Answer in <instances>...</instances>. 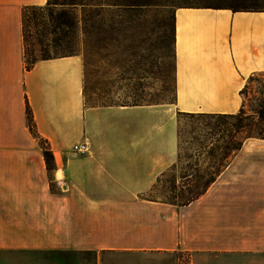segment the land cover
<instances>
[{"label":"crops","instance_id":"0c3cea01","mask_svg":"<svg viewBox=\"0 0 264 264\" xmlns=\"http://www.w3.org/2000/svg\"><path fill=\"white\" fill-rule=\"evenodd\" d=\"M48 3L0 0V264H264V138L190 204L149 196L179 162V112L246 107L264 11L179 7L176 103L88 106L83 56L27 65L24 11Z\"/></svg>","mask_w":264,"mask_h":264},{"label":"rangeland","instance_id":"374dc122","mask_svg":"<svg viewBox=\"0 0 264 264\" xmlns=\"http://www.w3.org/2000/svg\"><path fill=\"white\" fill-rule=\"evenodd\" d=\"M233 5L264 10V0H49L24 14L27 65L36 59L83 56L88 106L175 104L176 10ZM246 91V114L179 112L180 161L159 179L150 197L167 201L188 194L197 176L208 180L218 163L212 148L232 136L236 142L264 138V72L250 79Z\"/></svg>","mask_w":264,"mask_h":264},{"label":"trees","instance_id":"16d2710c","mask_svg":"<svg viewBox=\"0 0 264 264\" xmlns=\"http://www.w3.org/2000/svg\"><path fill=\"white\" fill-rule=\"evenodd\" d=\"M109 1H111V0H109ZM116 2L118 3V2H120V0H116ZM203 7H206V6H203ZM222 7H224V6H222ZM222 7H218V8H222ZM239 7H240V5H233V6L228 7V8H232L235 11H242V10L264 11V10H258V9H241ZM29 8L30 7H27L25 9L24 14H25L26 10ZM25 43H26V40H25ZM26 58H27V55H26ZM46 59H49V58H46ZM39 60L40 59H36V60H33L32 62H29L28 67L33 68ZM243 93L244 94L247 93L246 89L243 91ZM246 96H247V94H246ZM28 112H29V120H30L31 129L33 130V132H36L35 119L33 117V112H32V109L30 106L28 107ZM240 113L246 114V107ZM188 114H194V113H188ZM260 114L262 116H264V109H262L260 111ZM203 115L235 116L237 114H235V115H230V114H203ZM250 137H254V136H250ZM250 137H247V138H250ZM232 138H233L232 140H230L229 142H226L223 146H215L212 148V151L210 152L211 157H215L216 163L217 162L218 163L216 166H212L213 168H215V171H214V173H212V176L208 180H205L203 175H200L199 177L197 176V181H196L197 185L194 186L189 191L188 194L180 193V194H177L176 196L170 198L167 201L174 203V204L187 205V204H190L191 202L199 199L203 194H205L207 192V190L211 187V185L217 180V178L221 174V172L225 169V167L232 160V157L239 150H241L243 148L245 140L247 139V138H245L244 140H242L240 142H236V141H234L233 136H232ZM218 152H221L220 157H218V154H216ZM46 156H47V160L49 162V166H52L53 154L51 153V151L48 148H47ZM180 158H181V153H180ZM179 161H180V159H179ZM177 164H175L171 169L175 168ZM165 174H166V172H165ZM165 174H163V175H165Z\"/></svg>","mask_w":264,"mask_h":264},{"label":"built area","instance_id":"2783aa9c","mask_svg":"<svg viewBox=\"0 0 264 264\" xmlns=\"http://www.w3.org/2000/svg\"><path fill=\"white\" fill-rule=\"evenodd\" d=\"M75 150L80 151L82 153L88 152L89 151L88 143L76 145Z\"/></svg>","mask_w":264,"mask_h":264},{"label":"bare ground","instance_id":"6f19581e","mask_svg":"<svg viewBox=\"0 0 264 264\" xmlns=\"http://www.w3.org/2000/svg\"><path fill=\"white\" fill-rule=\"evenodd\" d=\"M60 177H62V174H59Z\"/></svg>","mask_w":264,"mask_h":264}]
</instances>
